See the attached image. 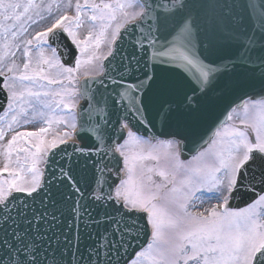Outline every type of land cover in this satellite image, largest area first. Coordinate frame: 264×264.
I'll return each mask as SVG.
<instances>
[{"label": "snow or ice", "instance_id": "obj_1", "mask_svg": "<svg viewBox=\"0 0 264 264\" xmlns=\"http://www.w3.org/2000/svg\"><path fill=\"white\" fill-rule=\"evenodd\" d=\"M132 4L140 11L122 12L125 4L119 0H84L83 5L77 0L76 16H55L25 39L26 24L38 6L34 0H0V48H22L26 57L18 76L14 62L5 66L7 73L0 70V109L19 108L12 116L18 122L27 105L34 115L47 117L49 127L55 120L72 129L50 141L44 139L45 127L19 131L0 143L5 157L0 175L6 174L0 179V264H264V222L257 211L264 212V195L244 208L228 207L241 190L260 187L264 192V100L253 125L254 142L246 131L228 125L216 127L205 139L207 112L201 106V98L229 74L233 79L222 92L257 82L264 91V0H129ZM82 8H91V20L101 22L109 48L98 59L105 63L89 78L92 87L85 80L82 90L53 89L64 81L48 69L58 68L57 75L71 83L79 53L101 44L99 36L82 41L72 30ZM111 21L116 23L108 32L106 22ZM61 39L72 45V64L65 65L52 47ZM33 41L40 49L35 61ZM226 50L233 54L226 57ZM173 72L194 84L190 93L179 92ZM36 104L49 112H37ZM62 106L70 115L54 116ZM30 122L24 115V123ZM159 128L170 138L169 146L183 148L190 142L196 153L185 164L174 152L190 176L180 187L171 181L158 186L171 194L159 199L170 200L183 216L155 203V194H132L127 187L131 177H121L122 171H131L125 151L129 141L154 138ZM4 139L0 128V142ZM217 145L228 153L226 159L220 153V167L205 172L194 164ZM221 171L222 177L217 175ZM159 175L168 179L163 171ZM205 190L219 206L209 216L188 213V204ZM145 235L146 245L139 244Z\"/></svg>", "mask_w": 264, "mask_h": 264}, {"label": "rangeland", "instance_id": "obj_2", "mask_svg": "<svg viewBox=\"0 0 264 264\" xmlns=\"http://www.w3.org/2000/svg\"><path fill=\"white\" fill-rule=\"evenodd\" d=\"M34 2L38 7L34 9V11L31 13L32 16L31 21L26 24L29 35L24 37L25 39L34 36L36 31L43 30L44 27L50 24L51 19L54 18L55 16H59L62 14H67L69 16L77 15L75 8L77 0H34ZM95 2L99 3L100 0H95ZM104 2L115 3L117 2V0H104ZM119 2L125 4V8L121 10L122 12L134 13L140 11V8L135 4L129 6V0H119ZM79 3L83 5L84 0H79ZM40 5H43V7H39ZM92 14L93 12L91 8H82L79 17V23L78 24L73 23L72 30L76 32L77 39L82 41L94 42L95 38L99 36L101 39V44L97 48L94 46V43H92L90 44L86 52L79 53L78 60L80 61V63L75 67V71L73 73V82L71 83L64 77L57 75V73L60 71L58 68L54 67L48 69V72L52 76H54L58 80L64 81L62 85L51 86L53 89H56L58 87L68 90H71L73 88L78 89V83L81 77L89 75L88 73L101 71L102 59H98V57L105 56L108 52L109 46L107 43L104 42V35L101 34L100 31L101 22L92 21L91 20ZM120 15L121 12H118L117 13L118 18L120 17ZM106 23L110 25V27H108L107 29V31L110 32L112 30V27H114L116 21H111ZM41 47L43 48L46 55L50 54V49L47 44H44ZM31 49H32L31 55L33 57V60L35 61V58L38 57L40 51V49L36 47L35 41H33V45L31 46ZM12 53H14V55ZM0 57L3 58L2 60H0V70H3L7 73V68L5 66H11L14 62L19 69L16 75L18 76L20 72L23 71V62L26 59V57L23 56L22 48L21 49L12 48L11 52H9L8 49L0 48ZM65 100L66 102L71 104V100L68 97H65ZM76 100L78 102L80 101L79 94H77ZM259 101L261 100H258L257 104L253 105L252 101L248 100L245 102V104L242 107L235 108L231 112V119H229L226 125H228L229 127L231 126L238 127L249 134L251 131L250 129L253 127L254 124H257L259 120V114L261 111V105L259 104ZM246 105L248 106L247 111L245 110ZM35 108L37 112L39 111H43L45 113L49 112V109H43V106L41 104H36ZM61 110H63V106ZM61 110H57L55 113H53V115L54 116L70 115L68 113L67 115L62 114ZM59 112L61 114H59ZM19 113H20V109L17 108L16 112H7V113L3 112L0 115V117H3V119L0 120V128H3L5 130V139L0 143H6V141L11 139V136L14 135L16 132L37 131L41 127H45L48 129V131L44 135V139L49 141L61 136L59 134H61L62 132L63 133L65 131L72 132V129L70 127H67L66 124L57 123L55 122V120L51 125V127H49V125L47 124V117H40L38 115H34L32 108L27 105L24 106V114L20 115L19 121L18 122L12 121V116L17 115ZM24 115H26V117L31 121L30 123L28 124L24 123ZM43 121L44 124H42ZM249 138L254 142L255 134L252 133V135ZM221 149H223V147L217 145L214 150H216L215 152L218 154L221 151ZM167 150L168 152L166 153L165 151ZM125 151L128 156L127 167L130 168L131 171L130 172L124 171L123 179L128 180L129 177H131V180L127 185V187L129 188V191L132 194L140 192L141 194H146V195L148 194L156 195L159 192V190H161V188L158 187L159 185L153 186L150 184V175L147 172L152 168H154L155 170L154 172H156L157 174H159L161 171H163L165 174H169V173L174 174L173 172H177L179 174L180 170L183 168L179 166L177 159L173 156V153L178 151V146L175 144L169 146V144H167L165 140L153 141L145 138H141L136 141L130 140L129 144L125 148ZM208 154H206L199 161L194 162V164L203 170V167L201 166L203 165L204 159L208 158ZM167 156H170L171 158H168ZM12 158L15 161L16 153H13ZM191 158H189L186 161H183L182 159L179 158V162H184V163L186 162L185 164H187L188 161H191ZM37 162H39V159ZM4 163H5V157L2 154V150H0V168L3 167ZM28 163L30 165L31 161ZM183 171H185V169L184 170L182 169V172L179 174V176L177 175L178 178V180L176 181L178 183L177 187L181 186L180 183L181 180H184L190 176V173L184 174ZM185 190H187L186 186H185ZM162 192L163 193L161 194V197L165 195L168 196L170 195V193H168L166 189H163ZM154 202L167 206L168 209L170 210V214H175L180 216H183L185 214L183 210L178 209L174 203L170 202V200H167V202L165 203L163 202V199L160 202L159 200L158 202L156 201ZM219 204H220L219 200L212 195H207L205 190V195L201 196L199 200L194 199L188 204L187 212L193 215L203 214L204 216H209L210 210L214 206L218 207ZM257 211L258 213H260L259 215L260 222H264V212H261L260 209H257ZM175 231H180V229H176Z\"/></svg>", "mask_w": 264, "mask_h": 264}, {"label": "water", "instance_id": "obj_3", "mask_svg": "<svg viewBox=\"0 0 264 264\" xmlns=\"http://www.w3.org/2000/svg\"><path fill=\"white\" fill-rule=\"evenodd\" d=\"M124 42L121 41V44ZM58 50V54L61 57L64 64H72L73 59V49L70 42L65 41L61 39L60 43L53 44ZM233 54L232 50H226L224 55L230 56ZM105 61L103 62V64ZM74 66V65H72ZM237 73H239L241 70L237 69ZM171 78L175 82L179 92L182 94L183 92H189L194 87V84L186 78V76L180 72H173L170 74ZM90 77H85L81 79L80 81V90L83 89L84 81L89 80V86L92 87ZM233 79V74H229L226 76L221 77L217 87L211 91H209L207 96H204L201 98V106L202 108L207 112V119L204 121L203 124V130H204V137L205 139L208 138V136L211 134L212 131L215 130L216 127L221 126L226 122V120L229 118V113L232 108L235 106H240L243 104L244 100L247 98L251 99H258L264 97V91L261 90L259 83L257 82L254 87L244 88V89H237L232 90L230 92H222L221 89H224L225 85ZM0 83H3L2 80H0ZM81 104H83V97ZM4 103V93L0 92V104ZM2 109H0L1 111ZM79 112V109H78ZM164 132L163 128H159L158 131H156V137H166L169 138L166 135H163ZM186 147L181 148L180 147V153L183 158H188L190 155L195 153L192 151L193 145L190 142H186ZM68 151H71V147L67 149ZM59 155H62V153H58L57 158H59ZM122 167V162H121ZM260 187H256L255 191L252 190H241L235 194V196L230 201V207H242L253 201L260 193H261ZM143 223V221H141ZM148 240V236H143L138 243L141 245H144Z\"/></svg>", "mask_w": 264, "mask_h": 264}, {"label": "flooded vegetation", "instance_id": "obj_4", "mask_svg": "<svg viewBox=\"0 0 264 264\" xmlns=\"http://www.w3.org/2000/svg\"><path fill=\"white\" fill-rule=\"evenodd\" d=\"M223 174H221V177H222Z\"/></svg>", "mask_w": 264, "mask_h": 264}]
</instances>
